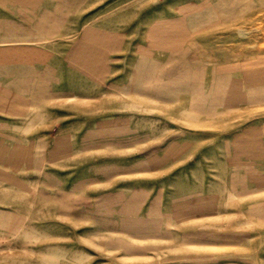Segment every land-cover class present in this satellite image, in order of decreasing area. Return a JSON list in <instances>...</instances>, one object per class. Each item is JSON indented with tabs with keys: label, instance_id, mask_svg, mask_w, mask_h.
<instances>
[{
	"label": "rangeland",
	"instance_id": "rangeland-1",
	"mask_svg": "<svg viewBox=\"0 0 264 264\" xmlns=\"http://www.w3.org/2000/svg\"><path fill=\"white\" fill-rule=\"evenodd\" d=\"M0 264H264V0H0Z\"/></svg>",
	"mask_w": 264,
	"mask_h": 264
}]
</instances>
